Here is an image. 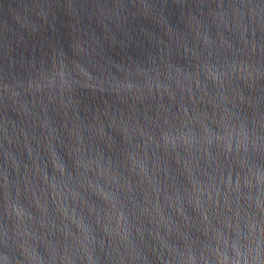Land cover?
Segmentation results:
<instances>
[{
    "label": "water",
    "instance_id": "95a60500",
    "mask_svg": "<svg viewBox=\"0 0 264 264\" xmlns=\"http://www.w3.org/2000/svg\"><path fill=\"white\" fill-rule=\"evenodd\" d=\"M0 264H264V0H0Z\"/></svg>",
    "mask_w": 264,
    "mask_h": 264
}]
</instances>
